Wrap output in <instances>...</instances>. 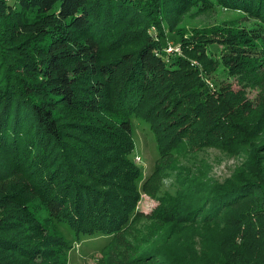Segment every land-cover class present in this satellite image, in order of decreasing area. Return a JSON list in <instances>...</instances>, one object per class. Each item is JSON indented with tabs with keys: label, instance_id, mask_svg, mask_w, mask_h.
I'll return each instance as SVG.
<instances>
[{
	"label": "trees",
	"instance_id": "1",
	"mask_svg": "<svg viewBox=\"0 0 264 264\" xmlns=\"http://www.w3.org/2000/svg\"><path fill=\"white\" fill-rule=\"evenodd\" d=\"M170 2L0 0V150L10 161L0 170V230L9 231L16 224L27 239L37 241L29 248L16 237L0 236V259L7 251L22 259L56 256L59 264H67L71 243L59 226L64 223L75 236L110 237L100 250L103 258L95 264L154 263L158 253L140 250L131 240L136 224L155 220L174 230L197 223L219 224L228 234L225 248L206 264H264V101L257 105L250 128L239 129L231 122L248 107L247 100L239 91L221 84L217 88L216 82L210 92L203 79L204 66L192 64L193 57L204 56L209 44L221 43L228 53L223 54L227 70L253 85L255 76L264 74V0H198L204 7L237 10L257 22L230 25L210 37L181 38L179 52L165 55L161 39L166 36L164 23L170 30L174 15ZM193 2L179 0L178 6ZM126 16L133 28H156L159 40L145 35L131 55L135 57L125 80L111 89L108 83L129 57L106 61L102 53L129 40L126 27L119 29ZM142 20L145 23L140 25ZM146 104L148 112L160 104L163 130L156 127L154 113H141ZM204 108L212 113L208 119L212 131L245 133L240 140L248 147L242 169L204 196L190 193L197 199L193 207L176 203L183 198L176 194L171 210L159 204L157 212L138 211L139 194L156 197L164 174L175 163L178 142L189 135L187 129L197 127ZM70 112L82 118L65 120ZM132 117L148 124L156 143L154 168L145 178L132 155ZM10 119H15L12 126ZM27 122L31 126L26 132ZM32 129L36 137H31ZM171 130H176L174 135ZM165 131L168 134L161 137ZM22 138L26 139L23 154ZM82 148L92 158L84 156ZM199 236L203 241L204 236Z\"/></svg>",
	"mask_w": 264,
	"mask_h": 264
},
{
	"label": "rangeland",
	"instance_id": "2",
	"mask_svg": "<svg viewBox=\"0 0 264 264\" xmlns=\"http://www.w3.org/2000/svg\"><path fill=\"white\" fill-rule=\"evenodd\" d=\"M14 0H9L12 3ZM174 9V15L170 18V30L167 28L169 24L164 23L166 33L165 38L161 39L163 45H165L164 53L172 54L168 52H179V40L186 39H199L200 37L215 35V33L222 31V29L229 28L230 25H237L240 22L246 21L245 24L253 25L257 22L251 15H246L240 11L225 8L222 6L204 7L198 0H194L191 5L178 6V1L170 0ZM195 3V4H194ZM114 8V4H112ZM114 12L117 10L115 7ZM131 15V14H130ZM124 19V18H123ZM136 20V19H135ZM129 16L122 20L119 29L124 27L126 32L129 34V40L123 41L119 46L107 47L103 50L104 60H111L114 57L126 55L128 56L127 63H122L117 70V74L113 80L108 84L111 89L115 88V83L122 82L125 80L129 67L131 66L137 49L142 46L145 35L148 33L154 40H159L157 36L156 28L149 27V29H142V26H132L130 24ZM137 23V22H136ZM145 21L142 20L140 25H143ZM119 32V31H118ZM160 33V32H159ZM221 43L209 44V48L206 49L203 57L199 59H192V64L198 65L199 67L204 66L205 74L203 79L206 83V88L211 92L215 90V82L217 88L220 84L227 90V87L233 91H239L242 97L247 100L248 107L244 110H239L237 115L233 118L231 123H236L235 126L239 129H246L252 124L255 118L254 113L257 110V105L262 104L264 99V74L255 76L252 82L248 78L243 80L238 79L233 75L230 70H227L224 62L223 54L228 55L223 50ZM3 70L0 71V75ZM118 80V81H116ZM110 94L111 96L113 95ZM216 93V91H215ZM108 95V97H111ZM113 97V96H112ZM111 97V98H112ZM148 101L152 96L146 95ZM111 98L108 101H111ZM146 102V99H145ZM160 106V104H159ZM150 107L151 113H154L152 117L155 119L156 127L160 130L164 129V118L159 117L158 111L161 106ZM188 105L185 109H188ZM149 104L141 107L142 114L148 112ZM140 109V110H141ZM204 116L196 124L194 130L187 129L190 133L185 138H182L178 142V152L176 154V160L172 167V170L166 171L162 179V186L156 197H150L144 193H140L136 208L138 211L149 213L152 211H158L156 208L159 204H163V207L171 210V205L174 196L181 194L183 197L179 202L180 206L193 207L197 200L194 195L190 193H198V195L204 196L211 187L214 185H224L242 169V164L247 156V145L241 144L240 140L245 138L244 134L238 136L232 133H224L222 130L217 132L212 131L209 122V117L212 115L209 108H204ZM158 113V114H157ZM81 114L66 113L65 120H80ZM202 119L204 122L202 123ZM15 122L11 121L9 124ZM18 122V119H17ZM230 123V124H231ZM31 124V122L29 123ZM25 131L27 132V127ZM229 124V126H230ZM33 125V124H32ZM132 136L134 140V150L132 155L138 156L134 163L139 166L142 170L143 177H147L154 168V162L157 158L156 143L152 132L149 129L147 123L137 117H132ZM31 126V125H30ZM29 126V127H30ZM249 128L246 130L248 131ZM29 129V128H28ZM31 137H36V134L32 133ZM208 131L214 133V137L208 135ZM176 130H171L170 134L174 135ZM212 133V135H213ZM168 133L165 131L161 134V137H166ZM76 135V134H75ZM81 136L80 134H78ZM84 137V136H83ZM92 140V136H85ZM247 137V136H246ZM22 144L20 145V153L23 154L26 151V139L22 138ZM69 140V139H68ZM79 140V139H78ZM254 138H248V141L253 142ZM70 141V140H69ZM256 141V140H255ZM72 143L79 146V142L75 139ZM81 145V144H80ZM83 146V145H81ZM40 148V146H39ZM79 149V147H78ZM81 149V148H80ZM84 156L91 157L92 154L88 153L82 148ZM30 152V151H28ZM33 153V152H32ZM261 153V152H259ZM8 154L5 151L0 150V170L3 165L10 164ZM34 157L30 155V159ZM35 159V158H34ZM96 159V158H94ZM95 161H98L97 159ZM161 200V201H160ZM164 201H166L164 203ZM171 202V204H169ZM170 213L169 211H167ZM164 215V214H163ZM162 215V217H163ZM7 217V216H6ZM165 217V216H164ZM10 218V217H7ZM5 220V219H4ZM8 220V219H7ZM5 220V222H7ZM61 230L65 234L66 238L71 243V249L66 251V262L67 264H95L98 263L103 257L100 254L101 248L106 245L110 237L103 234H92V235H79L75 236L73 231L67 227L66 224H59ZM171 225H163L157 223L155 220L140 221L135 226L134 236L132 242L140 249L144 251L157 252L159 260L154 263L144 262V264H206L209 263L210 259L214 256L216 251H222L225 248V238L228 234L221 229L219 224H194L189 226H177L174 230L171 229ZM16 224L12 225V228L8 230H0L1 237H16L20 242L28 244L29 248L35 247L37 241L27 239L26 232ZM55 232L58 229L55 228ZM200 233L204 236L202 241ZM1 258L3 264H50L52 262L60 263V259L56 256H48L46 258H40L39 256L33 258L22 259L20 256L11 254L7 251L1 252Z\"/></svg>",
	"mask_w": 264,
	"mask_h": 264
},
{
	"label": "built area",
	"instance_id": "3",
	"mask_svg": "<svg viewBox=\"0 0 264 264\" xmlns=\"http://www.w3.org/2000/svg\"><path fill=\"white\" fill-rule=\"evenodd\" d=\"M138 158V156H135V160Z\"/></svg>",
	"mask_w": 264,
	"mask_h": 264
}]
</instances>
